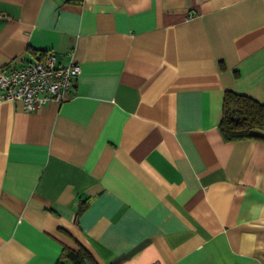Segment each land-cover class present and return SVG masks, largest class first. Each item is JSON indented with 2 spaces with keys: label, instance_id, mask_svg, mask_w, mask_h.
Listing matches in <instances>:
<instances>
[{
  "label": "crops",
  "instance_id": "0c3cea01",
  "mask_svg": "<svg viewBox=\"0 0 264 264\" xmlns=\"http://www.w3.org/2000/svg\"><path fill=\"white\" fill-rule=\"evenodd\" d=\"M53 50L68 99H0V264H264V0H0V65ZM254 132L264 136V131Z\"/></svg>",
  "mask_w": 264,
  "mask_h": 264
},
{
  "label": "built area",
  "instance_id": "2783aa9c",
  "mask_svg": "<svg viewBox=\"0 0 264 264\" xmlns=\"http://www.w3.org/2000/svg\"><path fill=\"white\" fill-rule=\"evenodd\" d=\"M80 70L74 61L58 63L50 49L41 58L20 65H0V99L21 100L26 111L49 101L62 103L68 99Z\"/></svg>",
  "mask_w": 264,
  "mask_h": 264
},
{
  "label": "trees",
  "instance_id": "16d2710c",
  "mask_svg": "<svg viewBox=\"0 0 264 264\" xmlns=\"http://www.w3.org/2000/svg\"><path fill=\"white\" fill-rule=\"evenodd\" d=\"M218 130L226 141L247 138H264L254 132L264 131V103L253 97L226 89L222 97V112ZM58 264H97L92 254L84 247L64 248Z\"/></svg>",
  "mask_w": 264,
  "mask_h": 264
}]
</instances>
